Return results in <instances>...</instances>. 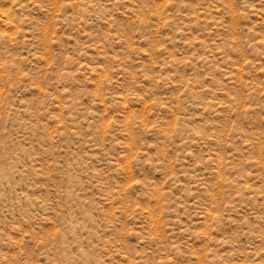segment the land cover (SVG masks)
Listing matches in <instances>:
<instances>
[{"label": "rangeland", "instance_id": "obj_1", "mask_svg": "<svg viewBox=\"0 0 264 264\" xmlns=\"http://www.w3.org/2000/svg\"><path fill=\"white\" fill-rule=\"evenodd\" d=\"M0 264H264V0H0Z\"/></svg>", "mask_w": 264, "mask_h": 264}]
</instances>
